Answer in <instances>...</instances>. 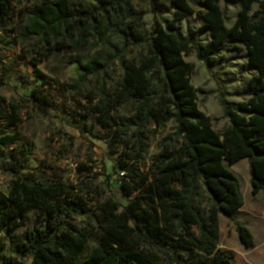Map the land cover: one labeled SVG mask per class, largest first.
Masks as SVG:
<instances>
[{"label":"trees","instance_id":"trees-1","mask_svg":"<svg viewBox=\"0 0 264 264\" xmlns=\"http://www.w3.org/2000/svg\"><path fill=\"white\" fill-rule=\"evenodd\" d=\"M13 1L0 0L1 17ZM168 1L171 20H157L149 36L144 32L146 13L133 11L126 0H99V6L87 9L61 0L42 4L28 15L21 36L36 40L37 47L58 44L66 37L72 40L76 19L78 34L89 27L99 40L110 31L109 36L119 41L108 58L80 67L73 85L76 89L88 76L108 75L112 64L120 65L118 86L109 93L102 83L91 111L113 133L112 141L123 145L107 175L117 176L116 190L122 199L113 194L93 209L86 197L95 190L87 184L72 186L61 179L35 177L27 165L31 149H11L4 168L11 176L9 191H0V264H233L235 253L219 247L220 215L235 223L245 248L254 247L249 228L235 219L244 200L239 180L227 166L248 160L251 194L264 192V0ZM222 2L239 9L231 25ZM117 3L123 8L112 14ZM191 16L202 21L206 44L180 31L178 24ZM85 19L89 23L83 25ZM130 51L137 52L135 58H126ZM244 51L254 73L248 100L237 107L221 100L230 125L219 133L200 109L191 83L194 65L185 56L195 53L198 60L212 65L223 55ZM36 71L38 78L47 79ZM4 101L0 97V104ZM27 101L35 106L48 103L36 89ZM129 102L134 115L112 118L116 107ZM10 109L17 121L19 108ZM105 113L109 118L104 120ZM170 123L173 127L162 137L159 153L147 165L149 136ZM18 139L19 134L10 136L0 129V151ZM88 170L92 171H84ZM90 212L103 231L102 243L81 262L92 227L78 219ZM22 226L18 257L8 258L6 241ZM24 257L31 262H24Z\"/></svg>","mask_w":264,"mask_h":264},{"label":"rangeland","instance_id":"rangeland-1","mask_svg":"<svg viewBox=\"0 0 264 264\" xmlns=\"http://www.w3.org/2000/svg\"><path fill=\"white\" fill-rule=\"evenodd\" d=\"M58 1L61 0H14L8 14L0 16V97L5 100L0 104V129L6 130L10 136L19 134L14 145L0 151V191H9L11 176L4 168L10 162L11 149H31L27 165L35 177L48 181L61 179L72 186L87 184L95 190L87 195V203L96 209L101 201L113 194L122 199L116 190L117 176L108 179L107 175L113 172V163L123 145L119 140L112 141L113 133L101 125L99 115L91 111L100 98L102 83L106 84L109 93L118 86L120 65L112 64L108 75L88 76L76 89L73 84L78 79L80 67L94 59L103 61L108 58L119 41L109 36L110 31L107 37L99 40L89 27L78 34V19L73 23L72 40L66 37L58 44L39 47L36 40H25L21 34L30 12L42 4ZM68 1L72 6L84 9L99 6V0ZM126 1L133 11L146 13L143 24L147 36L151 34L157 20H171V2L168 0ZM221 6L228 25L233 24L239 9L224 2ZM122 8L123 3L115 4L112 14H119ZM257 9L258 4H255L254 10ZM87 23L88 19L83 20V25ZM202 24L196 16H191L180 22L178 27L195 42L206 44L208 36L202 30ZM136 55L137 52L130 51L126 58L133 59ZM185 60L194 65L191 83L197 89L201 111L213 120L214 129L222 133L230 125V120L224 116L221 100L231 107L248 100L249 82L254 73L248 66L246 52L223 55L212 65L198 60L195 53L186 55ZM36 69L47 79L38 78ZM34 89L39 98L47 99L48 103L42 101L35 106L28 102ZM11 105L19 108L17 121L11 117ZM134 113V105L129 102L116 107L111 116L119 120ZM107 118L109 115L105 113L102 119ZM172 127L170 123L157 128L159 133L149 136L144 154L147 165L159 153L160 141ZM151 129L154 130V127ZM85 168L92 171H84ZM248 171L249 164L244 170L238 169L242 191L248 198L247 205L237 213L236 220L249 228L255 245L245 248L239 240L235 223L222 217L220 247L235 253L233 264H264V201L252 197ZM78 222L89 223L92 227V237L81 256L82 262L102 243L103 231L91 212L78 219ZM24 229L25 226H22L13 238L6 241L5 254L8 258L18 257L16 246ZM23 261L30 263L31 259L24 257Z\"/></svg>","mask_w":264,"mask_h":264},{"label":"crops","instance_id":"crops-1","mask_svg":"<svg viewBox=\"0 0 264 264\" xmlns=\"http://www.w3.org/2000/svg\"><path fill=\"white\" fill-rule=\"evenodd\" d=\"M249 164L248 163V160H242L238 163H236L235 165H228V169L236 176V178L239 180V183H240V186H241V182H240V179H239V176H238V169L241 168V170H244L245 166ZM249 172V171H248ZM241 193H242V197H243V200H244V205L243 207H241L237 213H239L246 205H247V195H245L242 191V188H241ZM253 198H256V199H259V200H262L264 201V192L260 191L258 194H256L255 196L252 195ZM237 213L235 214V219H236V216H237ZM222 217L223 218H228L224 215H220L219 217V235H220V224H221V221H222ZM229 219V218H228ZM240 222V221H238ZM219 247H220V240H219ZM221 248V247H220Z\"/></svg>","mask_w":264,"mask_h":264}]
</instances>
